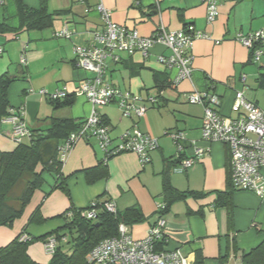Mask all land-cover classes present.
<instances>
[{"label":"crops","instance_id":"crops-1","mask_svg":"<svg viewBox=\"0 0 264 264\" xmlns=\"http://www.w3.org/2000/svg\"><path fill=\"white\" fill-rule=\"evenodd\" d=\"M16 1L6 0L3 6L0 5L3 11H0V22L12 20ZM41 1L21 0L30 8H39ZM45 1L49 13L64 12L55 19L52 27L27 32L24 37L0 35V76L7 74L15 79L8 91L9 104L13 110L24 108L29 128L42 132L50 128L52 118L80 123L89 117L91 104L76 92L91 74L77 68L74 50L76 46L91 47L93 32L103 27L96 9L100 0ZM102 1L114 23L135 29L143 37H150L160 25L170 31L193 26L197 31L209 34L211 40L193 42L194 87L216 93L221 100L220 112L225 116H231L237 92H244L247 98L264 109V102L261 103L254 94L264 91L258 81L264 70L251 64L249 50L235 41L239 33L264 28V0H219V16L212 25L207 23V8L200 0ZM65 29L73 33L72 37H57L56 34ZM159 55L169 56L170 51L156 46L146 60L141 54H121V62L109 64L106 72L108 83L123 93L145 99L156 97L160 100L158 107L150 109L142 118H123L116 103L98 110L114 139L133 128L157 138L159 149L152 152L151 162L141 166L137 155L122 154L109 161L107 177L89 183L86 171L99 166L104 154L95 140L81 141L69 154L62 169L70 197L60 190H53L55 175L46 174V183L35 195L31 210L41 202L43 217L61 227L64 220L54 218L62 216L71 207L86 209L97 200L114 201L120 212L137 206L147 220L128 226V229L133 238H145L150 226L161 218L159 209L164 205L162 173L166 163L193 156L188 141L182 143L184 151L179 155L172 138L166 135L167 132L183 131L187 140L210 148V153L183 173L173 170L171 184L180 192L209 195L199 200L178 201L170 213L162 217L166 222L168 249L180 250L188 264H195L198 252L203 257V264H242L243 255L264 240V200L254 193L234 190L230 222L227 208L216 206V192L224 191L229 182L230 151L222 144L202 140L204 108L188 102V94L193 89L190 82L164 90L158 87L159 82L175 76L157 62ZM22 58H25L26 65L21 64ZM243 75L246 83L241 80ZM248 86L254 88L251 95ZM64 87L75 98L70 107L56 109L47 97L39 94L40 90L53 92ZM12 130L11 124L0 120V152H12L17 148L11 139ZM20 232L16 231V235ZM44 232L38 237L49 231ZM8 242L0 244V248ZM33 246L36 252L30 250V256L38 263L47 264L36 259L45 257L44 254L48 256L45 245Z\"/></svg>","mask_w":264,"mask_h":264},{"label":"built area","instance_id":"built-area-1","mask_svg":"<svg viewBox=\"0 0 264 264\" xmlns=\"http://www.w3.org/2000/svg\"><path fill=\"white\" fill-rule=\"evenodd\" d=\"M207 8V23L212 25L219 16V0H200ZM6 0H0L3 6ZM103 27L93 32L91 47L76 46V66L79 70L88 72L87 78L80 86L76 95L87 98L92 106L91 113L82 128L72 133L59 147L60 161L64 165L69 154L81 141L97 140L104 153V163L122 154H135L141 166L151 162V153L159 149V140L137 128L127 130L118 137L114 144L110 128L104 124L98 112L112 103H116L123 118H142L155 108L158 98H142L139 95L123 93L117 87L107 82L106 71L109 64L121 62V54L134 56L141 54L146 60L150 58L153 48L162 46L170 51L169 56L159 55L157 62L167 71L174 72L171 79L175 85L189 81L193 85L195 56L192 54L193 42L196 40H211L207 33L197 31L188 26L180 31H170L160 25L150 37H143L135 29L118 25L111 20L110 12L103 1L97 5ZM60 38H71L73 33L65 29L56 34ZM235 41L249 50L254 65H264V28L251 33H239ZM21 64L26 65L25 58ZM246 83V76L241 78ZM194 87V85H193ZM33 93V91H30ZM41 96L49 100L59 101L71 95L67 87L53 92L40 90ZM188 102L201 105L204 108L202 124V140L209 144L219 143L230 151V177L234 190L251 192L264 200V109L247 98L244 92H237L231 107V116L220 112V97L213 92H201L195 87L189 94ZM24 108L12 110L11 116L5 119L12 125L11 139L16 145L32 137V130L25 120ZM177 147L179 155L183 154L182 143L189 142L193 148V156L184 159L175 168L183 172L197 161L210 153V148H203L196 141L187 140L182 131L166 133ZM96 202L90 205V210L81 213L86 219H96ZM104 208L111 214H117L114 201H108ZM72 217L73 214H68ZM23 240H28L24 237ZM169 239L166 222L159 219L150 226L145 238H133L126 225L119 226L118 235L101 241L88 255L89 264H188L187 258L180 250L168 249ZM162 244V248L157 249ZM48 256L56 250V240L50 238L45 244Z\"/></svg>","mask_w":264,"mask_h":264},{"label":"trees","instance_id":"trees-1","mask_svg":"<svg viewBox=\"0 0 264 264\" xmlns=\"http://www.w3.org/2000/svg\"><path fill=\"white\" fill-rule=\"evenodd\" d=\"M63 14L62 11L49 13L45 0L41 1L39 8H30L24 5L21 0H17L15 2V15L12 20L0 22V35L13 34L19 36L23 32L46 30L52 27L55 19ZM250 63L253 64L252 61ZM259 66L264 70V65ZM14 81L15 79L7 74L0 76L1 121L10 117L13 110L8 101V91ZM258 81L260 86L264 88V73H260ZM171 86L177 85L171 81L170 77L158 83L161 90ZM192 88L194 89V87ZM201 92L210 91L207 89ZM159 101L156 107L159 106ZM50 102L56 109H60L72 106L75 98L70 95L63 100H50ZM85 121L77 123L70 119L52 118L49 121L50 128L45 132L32 131V137L29 141L17 145L14 151L0 152V227L10 228L17 219L23 216L27 206L31 204L35 195L41 192L45 185L46 174L55 175L56 184L53 190H60L67 197H70L66 178L62 173L63 164L60 161L59 147L72 133L80 130ZM103 122L109 127L107 121L103 119ZM113 140H115L114 144L118 143V138H113ZM95 141L97 142V140ZM183 160L182 157H179L175 163L168 162L165 165L162 173L164 205L159 209L160 219L169 214L172 206L178 201L199 200L209 195L194 191L180 192L173 187L171 172ZM108 163L105 164L103 159L99 166L86 171L89 183L107 177ZM175 172L177 171L175 170ZM233 191L229 174L227 188L224 191L216 192V206L227 208L229 222L232 221ZM108 201H94L97 203L95 207L97 217L93 220L81 216V213L90 210V205L81 210L71 207L62 216L54 218L63 219L64 227L40 237L31 236L25 227L8 245L0 248V264H40L30 256V247L37 243L45 245L50 238L56 240V250L52 256H49L50 260L47 264H89L87 257L90 252L104 239L117 236L121 224L131 227L147 220V217L137 206L122 212L118 211L117 214H111L104 208V204ZM41 208L42 204L35 208L29 220L30 224H43L47 221L43 218ZM68 214H73V216L70 217ZM25 236L28 237V240H23ZM161 248L162 244H159L157 249L160 250ZM203 261L201 253L198 252L195 264H203ZM242 264H264V240L258 247L243 255Z\"/></svg>","mask_w":264,"mask_h":264},{"label":"rangeland","instance_id":"rangeland-1","mask_svg":"<svg viewBox=\"0 0 264 264\" xmlns=\"http://www.w3.org/2000/svg\"><path fill=\"white\" fill-rule=\"evenodd\" d=\"M1 12H3V11H1ZM26 33L27 32H23V33L19 34V36L24 37V36H26ZM251 89H253V90H251ZM247 90L249 91L250 95L252 93H254V88H251L250 86H248ZM254 94H257L258 100L261 103L264 102V91H257ZM25 141H27V139ZM263 173H264V171H263ZM34 201H35V198H33V201L31 202V204L29 206H27V208L24 211L23 216L21 218L17 219L10 228L0 227V244L8 242V241L11 242L18 235V234L16 235V231H20V230L22 231L25 227L27 228L28 233H30L31 235H35V237H38L39 233H43L45 230L49 231V232H47V234H48V233H51L55 230H58V229L64 227L65 223L63 224V226L57 227L54 223H51V222H53L52 220H48V219H46L47 221L44 222L43 224H35V223L30 224L29 220H30V217L34 211V210H31V208L34 205ZM40 204H41V202L39 203V205ZM49 221H51V222H49ZM10 242H8V244ZM37 244H39V243H37ZM31 248H30V250H33V253L35 254V252H36L35 246H31ZM39 253L40 252L38 251V254ZM44 256L45 257L42 256L43 258H36V259L38 261H40V260L45 261V263L49 262L50 257L48 258V256H46L45 254H44ZM39 263L44 264V262H39Z\"/></svg>","mask_w":264,"mask_h":264}]
</instances>
